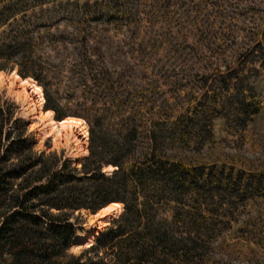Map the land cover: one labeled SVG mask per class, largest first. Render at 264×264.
Returning <instances> with one entry per match:
<instances>
[{"label": "rangeland", "instance_id": "1", "mask_svg": "<svg viewBox=\"0 0 264 264\" xmlns=\"http://www.w3.org/2000/svg\"><path fill=\"white\" fill-rule=\"evenodd\" d=\"M245 1L0 0V46L30 53L62 118L86 123L84 139L73 130V137L55 142L18 90L3 83L0 102H13L27 121L34 150L62 153L79 168L89 153L86 119L98 120L93 122L96 137L108 142L111 117L122 110L114 102L125 97L148 126L138 132L140 148L144 133L164 114L162 100L176 105L182 130L162 148L163 156L187 168L195 180L206 176L195 191L163 196L158 212L170 218L172 211H184L195 225L208 229L204 264H264V192L258 191L259 183L264 187V59L255 49L258 43L264 47V0ZM110 16L119 19L107 20ZM85 56L98 69L92 75L84 73ZM11 67L2 72L17 73V66L5 64ZM100 69L115 83H106ZM245 99L250 105L243 113ZM76 145L81 151L77 160ZM102 172L112 171L103 167ZM207 176L222 188L201 185ZM226 181L229 189L223 187ZM238 181L253 183L254 194L243 188L235 192ZM90 215L74 214L76 233L88 230ZM183 221L184 214L176 227L182 229ZM89 246L73 240L67 251L79 255Z\"/></svg>", "mask_w": 264, "mask_h": 264}, {"label": "trees", "instance_id": "2", "mask_svg": "<svg viewBox=\"0 0 264 264\" xmlns=\"http://www.w3.org/2000/svg\"><path fill=\"white\" fill-rule=\"evenodd\" d=\"M113 18L119 19L112 16L106 19L113 21ZM255 49L264 59L261 43ZM0 59L4 63L0 72L12 69L5 68L9 62L17 66L18 77H31L43 88L44 111H52L55 121L66 118H62L46 91L41 70L30 53L4 45L0 46ZM18 61L27 67L24 69ZM94 63L85 56L84 73H95L98 69ZM99 72L106 83H115L107 71ZM245 101L240 103L243 113L250 105ZM129 102L125 97L114 102L122 110L111 117L114 130L108 142L96 137L93 122L98 120L86 119L89 153L79 168L62 153L34 150L27 121L17 115L13 102H0V264H204L201 260L208 252L203 240L208 229L195 225L184 211H172L170 218L158 212L163 196L174 198L177 192L195 191L198 181L206 176L196 175L195 180L187 168L163 156L162 148L182 130L176 105L167 98L162 100L164 114L144 133L145 146L139 148L138 132L148 126H143V118L137 111L128 108ZM79 103L86 108L81 98ZM103 167L112 168L110 175L102 172ZM212 181L207 176L201 185L221 186L220 181ZM229 185L226 181L223 187L229 189ZM242 188L253 192L254 184L238 181L237 189L231 190L239 192ZM259 188V192H264L260 183ZM113 203L123 206L122 214L110 221L79 255L69 253L67 247L76 241L78 233L72 222L76 219L74 214L87 211L93 215ZM183 214L186 223L183 221L181 229L176 222Z\"/></svg>", "mask_w": 264, "mask_h": 264}, {"label": "bare ground", "instance_id": "3", "mask_svg": "<svg viewBox=\"0 0 264 264\" xmlns=\"http://www.w3.org/2000/svg\"><path fill=\"white\" fill-rule=\"evenodd\" d=\"M7 84L8 90L17 89V95L20 96L23 102H28L30 113L42 121L43 129L45 130V135L52 136L55 142L59 140H68L70 137H73V130L81 133L83 139L86 137V123L83 119L75 117H66L60 121L54 120V114L52 111H43L39 112V109L44 104V97L42 88L36 84L30 78L21 79L17 76L16 71L11 72L9 75L0 72V85L3 83ZM30 96H33L35 99H29ZM80 144L79 141H77ZM80 150L76 145L73 153V159L77 160L80 158ZM112 168H106L105 170ZM123 211V206L118 203L110 204L97 213L89 216V227L88 230L84 233H77L75 235V240L77 242L84 241L88 245L93 244L95 237L99 234L100 229L108 225V223L114 219H117Z\"/></svg>", "mask_w": 264, "mask_h": 264}]
</instances>
